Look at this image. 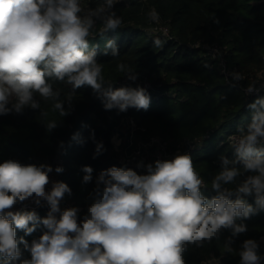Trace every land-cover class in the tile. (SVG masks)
I'll return each instance as SVG.
<instances>
[{
  "label": "trees",
  "instance_id": "1",
  "mask_svg": "<svg viewBox=\"0 0 264 264\" xmlns=\"http://www.w3.org/2000/svg\"><path fill=\"white\" fill-rule=\"evenodd\" d=\"M106 1L88 2L90 10L98 11L87 37V51L95 52V62L101 68L102 80L98 82L102 90H107L110 86L122 87L118 83L131 80L130 77L147 79L152 85L148 109L106 110L100 93L90 86L73 90L66 80L49 77L68 114L60 116L53 107V99L45 100L34 93L39 109L25 107L21 113L0 115V163L11 159L23 165H50L53 171L49 173L46 191L51 190L54 182L66 183L71 193H65L62 201L81 208V223L96 198V180L101 171L113 166L132 169L121 164L111 141L114 133H120L123 121L130 118L136 124L133 145H129L128 133L121 134L122 151L129 154L139 141L158 137L167 142L168 152L179 150L191 156L205 184L201 188L203 196L211 199L217 195L212 181L225 167L241 170L233 183L222 184V188L235 190L248 175L255 174L244 173L242 162L232 163L237 161V152L228 139L246 134L257 110L264 112L259 105L256 109L250 107L264 99V93L250 98L242 89L264 80V0H131L101 10ZM152 12L157 14L156 22ZM110 16L119 19L120 24L104 30ZM156 25L168 28L169 37L150 33ZM157 40L161 42L159 46ZM92 41L98 44L90 47ZM211 48L218 50L216 57L209 51ZM221 56L231 74L230 85L220 72ZM119 65L123 67L118 68ZM42 112L47 115L42 116ZM50 121H56L51 130L47 127ZM101 128L108 132L104 140ZM98 145H102L99 152ZM259 150H264V144ZM225 159L229 161L227 165ZM58 166L63 172L55 171ZM85 166L93 169L89 182L83 180ZM100 187L102 190L103 185ZM229 198L235 200L236 196ZM243 198L256 209L248 218L235 221L245 224L247 230L232 236L230 228H222L218 237L210 241L199 246L187 244L183 253L185 264H205L210 260L240 264L239 253L248 239L257 243L258 264H264V210L255 204L254 196ZM35 212L36 230L25 235L17 229L18 240L24 237L31 243L47 231L42 224L46 218L43 210ZM19 248L24 258H30L22 244Z\"/></svg>",
  "mask_w": 264,
  "mask_h": 264
},
{
  "label": "clouds",
  "instance_id": "2",
  "mask_svg": "<svg viewBox=\"0 0 264 264\" xmlns=\"http://www.w3.org/2000/svg\"><path fill=\"white\" fill-rule=\"evenodd\" d=\"M80 12L78 0H0V115L21 113L25 107L39 109L34 93L53 99L60 116L67 115L49 77L66 80L73 90L90 86L100 93L106 110L148 109L150 96L144 88L110 86L102 90L95 52L87 51L92 21L83 20ZM150 15L158 18L155 12ZM119 24V19L110 16L104 30ZM160 43L156 41L157 46ZM257 105L264 108V99L250 107L256 109ZM47 127H56V121ZM258 138L264 139V112L259 110L249 131L239 137L237 161L232 162H242L244 173L255 174L230 190L222 184L233 183L242 173L239 168L225 167L212 181L217 195L211 199L201 194L205 184L188 154L138 164L146 167L144 175L115 166L103 170L96 180L89 215L79 224L76 208L61 211L59 206L65 193H71L68 185L54 182L46 191L53 171L50 165L4 161L0 163V264H185L187 244L210 241L222 228H230L232 236L247 230L245 224L235 221L248 218L256 209L243 197L254 196L255 204L264 210V150L254 147ZM228 163L225 159L224 164ZM82 170L84 182L91 181L93 169L85 166ZM55 171L61 173L63 168L58 166ZM233 195L235 200L229 198ZM29 198L36 205L46 201L50 207L42 220L47 231L31 243L24 237L18 240L16 232L31 235L38 221L36 212L10 210ZM20 244L30 258L23 257ZM257 249L254 240H245L240 264H258Z\"/></svg>",
  "mask_w": 264,
  "mask_h": 264
},
{
  "label": "built area",
  "instance_id": "3",
  "mask_svg": "<svg viewBox=\"0 0 264 264\" xmlns=\"http://www.w3.org/2000/svg\"><path fill=\"white\" fill-rule=\"evenodd\" d=\"M92 2V0H78L79 6L81 7V12L78 13V15L83 19V20H87L90 19L92 21V24L94 25L96 22V17L98 14V11L96 10H90L88 8V2ZM131 0H111V3H109V0L106 1V5L104 4L101 7V10H105L106 8H108L109 6H111L112 4H116V3H122V4H128V2ZM100 10V11H101ZM157 19H153L154 22H156ZM150 33L152 34H159L162 36L169 37V31L168 28L164 27V26H154L153 28L150 29ZM209 51H211V53L213 54L214 57H216L219 52L216 48H211ZM221 75L224 77L225 82L227 85L232 84V78H231V74L229 73V71L226 68L225 65V60L223 59V57L221 56ZM118 85L122 86V87H127V86H132L133 88H144L146 90V93H148V91L150 89H152V85L151 83L145 79L143 81H139L137 78L135 79H124L122 82H119ZM243 91L245 92L246 96L250 97V98H255L257 96H259L260 94L264 93V80H261L257 85L255 86H249V87H244L242 88ZM123 125H126V133L129 134V145L132 146L133 145V134L134 132H136V124L132 119H125L123 121V123L120 126V129L118 131H121V127ZM142 132H145L144 129H141ZM121 134L119 132L114 133L112 138H116L117 140H119V144H115L112 141V144L114 145V149L117 153H119V159L120 162L123 166L125 167H131L132 170L139 172L141 175H144L140 170H138L137 168L133 167L132 165V161L135 160H139L142 159L143 161H145L146 156H150L151 157V161L152 164L157 161V160H170L172 159L174 156L181 154V151L177 150L174 153H170L168 152L169 150L167 149V142L162 141L161 139H159L158 137L155 136H151L147 139V141H139L136 145V147L131 151V153L127 154L125 153L126 151H122L119 148V145L122 141V138L120 136ZM240 136L237 135H233L230 136L228 139V143L233 146V148H235L236 150V144L238 143V139ZM264 144V143H262ZM256 147L260 148L261 143L256 144ZM254 146V147H255ZM257 148V149H258ZM149 151V152H147ZM204 187V186H203ZM201 187V188H203ZM60 209L61 211L67 209V208H76L77 209V222L78 224L80 223V213H81V208L77 205H75L73 202L70 201H60ZM11 211L15 212V211H38V210H43L45 216L47 217L48 212L50 211V207L48 206L46 201H41L40 205H36L33 202L32 198H29L28 200H25L24 202H21L19 204H16L13 206L12 209H10ZM8 211V210H5ZM57 218H59V213L56 214ZM205 264H218L216 263L214 260H210L208 262H206Z\"/></svg>",
  "mask_w": 264,
  "mask_h": 264
},
{
  "label": "rangeland",
  "instance_id": "4",
  "mask_svg": "<svg viewBox=\"0 0 264 264\" xmlns=\"http://www.w3.org/2000/svg\"><path fill=\"white\" fill-rule=\"evenodd\" d=\"M98 43L96 41H92L90 43V47H93L95 45H97ZM126 133V125H123L121 127V131H120V134H125ZM111 141H113L115 144H119V140H117L116 138H112ZM124 141V140H123ZM261 143H264V139L260 140L259 141V144ZM258 144V143H257ZM256 145V144H255ZM254 145V146H255ZM255 148L257 149L258 147L255 146ZM259 150V148H258ZM149 152V151H147ZM138 164H142V165H148V164H152V161H151V157L150 156H146V159L145 161H143L142 159H139V160H135V161H132V165L133 167L137 168L138 170H140L143 174H147L146 173V167H138ZM262 244H264V239H262Z\"/></svg>",
  "mask_w": 264,
  "mask_h": 264
},
{
  "label": "water",
  "instance_id": "5",
  "mask_svg": "<svg viewBox=\"0 0 264 264\" xmlns=\"http://www.w3.org/2000/svg\"><path fill=\"white\" fill-rule=\"evenodd\" d=\"M101 132H102V139H106V137L108 136V132L107 131H104L102 128H101Z\"/></svg>",
  "mask_w": 264,
  "mask_h": 264
}]
</instances>
